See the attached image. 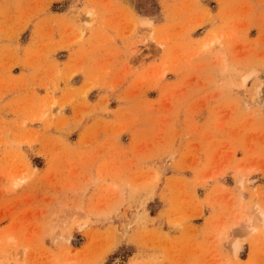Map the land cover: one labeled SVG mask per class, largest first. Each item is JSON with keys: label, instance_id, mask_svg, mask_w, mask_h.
I'll return each mask as SVG.
<instances>
[{"label": "rangeland", "instance_id": "rangeland-1", "mask_svg": "<svg viewBox=\"0 0 264 264\" xmlns=\"http://www.w3.org/2000/svg\"><path fill=\"white\" fill-rule=\"evenodd\" d=\"M0 264H264V0H0Z\"/></svg>", "mask_w": 264, "mask_h": 264}]
</instances>
